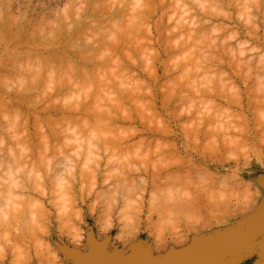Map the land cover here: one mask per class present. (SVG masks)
I'll return each mask as SVG.
<instances>
[{
  "label": "clouds",
  "instance_id": "obj_1",
  "mask_svg": "<svg viewBox=\"0 0 264 264\" xmlns=\"http://www.w3.org/2000/svg\"><path fill=\"white\" fill-rule=\"evenodd\" d=\"M252 161L264 0H0V264L196 227Z\"/></svg>",
  "mask_w": 264,
  "mask_h": 264
},
{
  "label": "rangeland",
  "instance_id": "obj_2",
  "mask_svg": "<svg viewBox=\"0 0 264 264\" xmlns=\"http://www.w3.org/2000/svg\"><path fill=\"white\" fill-rule=\"evenodd\" d=\"M244 178L245 179H247L248 181H250V182H252V181H258V184H260L259 183V180H261L263 177H264V168H262V167H260V165L258 164V163H256L255 161H252L251 162V166H250V168H248V169H246L245 171H244ZM254 185V186H253ZM256 186H257V184H255V183H253L252 184V190H254L255 191V189H256ZM255 188V189H254ZM255 194H256V192H254V197H255ZM257 195V194H256ZM257 196H256V199L254 198L253 200H251L252 201V203L254 202V201H256L257 200ZM251 203V202H250ZM244 206H246V208L244 207ZM244 206L242 207V206H236V207H233L232 209H230L229 211H227V212H218V211H216V212H214L213 210H211V209H209V211H207V213H206V220H204V222L203 223H201V224H199L198 226H196V227H193V228H189V229H185L184 231H178V232H176V233H174V234H172V235H170V236H168V237H166V238H164V239H156V238H154L153 236H152V233L148 230V229H143V230H141L140 232H139V235H136V234H133L131 237H129V240H127V241H124V242H118L116 239H112V240H110L109 242L110 243H108V248H106V244H107V242H108V239H110V237H108V238H106L103 242L105 243H102V242H100V241H97V240H95L94 238H93V235H92V231H95V225H94V222H93V220L90 218V217H88L87 218V220H88V228H89V234H88V243H89V245H90V248L91 249H89V247H88V245L85 243V244H81V246H80V251L82 252V253H85V251H86V256L88 255V256H94V257H98V256H102V255H108V256H112V258L115 260V261H117V260H120V259H122V257H128L129 255L131 256V254H132V256H131V258H129V259H132V260H136V259H140V260H143V259H154V257L155 258H161V257H163V256H165V254L168 256L169 254V256L170 257H174L175 255H176V258H177V256L178 255H183L184 253H186L188 250H189V248H191V246L194 248V246H196V245H198V244H200L202 241H204V240H206V239H210V238H212V236L214 237V236H222V235H224L225 234V231H227L226 230V228L228 227H236L237 226V224L239 223V222H242V221H240V219L242 218L241 216H242V214H243V212H242V214H239V210H243V211H246L248 208H247V204H244ZM248 206H250V204H248ZM243 208H245V209H243ZM241 210V211H242ZM235 211V212H234ZM239 211V212H238ZM232 212V213H231ZM238 212V213H237ZM217 214V215H211V214ZM227 213V214H226ZM230 213H231V215H230ZM236 214V216L234 215V214ZM241 213V212H240ZM223 214H226L225 216L223 215ZM219 215H221L222 217V219L221 218H219L220 216ZM230 215V216H229ZM234 215V216H233ZM239 215V216H238ZM211 216V217H210ZM215 217H217V219H215ZM224 217H226V219H228V221L224 218ZM230 217H231V219H230ZM235 218L234 220H233V218ZM239 217V218H238ZM219 218V219H218ZM215 219V220H214ZM224 219V220H223ZM219 220V221H218ZM209 221H212V223L211 222H209ZM217 221V222H216ZM236 221H238V222H236ZM209 222V223H208ZM225 222H227L226 224H225ZM208 223V224H207ZM212 225H211V224ZM237 223V224H236ZM205 224V225H204ZM230 224V225H229ZM211 225V226H210ZM214 226H216V227H214ZM220 226V227H219ZM212 227V228H211ZM224 227V228H223ZM207 229V230H206ZM214 232H212L211 230ZM219 230V231H218ZM209 231V232H208ZM223 231V232H222ZM188 232V233H187ZM190 232V233H189ZM208 232V233H207ZM207 233V234H206ZM75 234V233H74ZM115 234V230H113V232L111 233V235H114ZM204 234V235H203ZM210 234V235H209ZM187 235V236H186ZM207 235V236H206ZM198 236H199V238H198ZM261 236V233L259 232V234H257L256 235V237H260ZM194 237V238H193ZM197 237V238H196ZM96 238L97 239H99L100 238V234L99 233H97L96 234ZM92 239V240H91ZM196 239V240H195ZM204 239V240H203ZM52 240L53 241H55L56 240V236H55V234L53 235V237H52ZM161 240V241H160ZM190 240H191V242H190ZM201 240V241H200ZM130 241H134V242H132V243H130L129 245H128V243L130 242ZM173 241H174V243H173ZM193 241H195V242H193ZM200 241V242H199ZM92 242H94V243H92ZM136 242V243H135ZM176 242H178L179 243V245H177L176 246ZM227 242H229V241H227ZM227 242H225L224 244H223V247L222 248H224V247H226V246H229L230 244H232V243H234L235 242V240H232V241H230L228 244H227ZM100 243V244H99ZM147 243H149V244H147ZM151 243V244H150ZM154 243V244H153ZM168 243V244H167ZM253 243V241H250L247 245H251ZM93 244H95V245H93ZM135 244V245H134ZM160 244V245H159ZM163 246H162V245ZM172 244V245H171ZM182 244V245H181ZM183 244H185V246L183 245ZM226 244V245H225ZM99 245V246H98ZM128 245V246H127ZM142 245V246H141ZM148 245V246H147ZM152 245H153V247H152ZM96 246H98V249H99V251H98V249H97V247ZM171 246V247H170ZM180 246V248H178ZM187 246V247H186ZM190 246V247H189ZM114 247H117L116 248V250L114 251ZM156 247V248H155ZM176 247V248H175ZM252 247V246H251ZM250 247V248H251ZM94 248V249H93ZM153 248V249H152ZM172 248V249H171ZM178 248V249H177ZM221 248V249H222ZM96 249V250H95ZM110 249L112 250V251H110ZM136 249H137V251H136ZM156 249V250H155ZM165 249H167V250H165ZM182 249V250H181ZM183 249H185V250H183ZM220 249V250H221ZM64 251H66V252H69V251H71V252H73V250H71V249H69V248H64L63 249ZM90 250H92V251H90ZM93 250H94V252H93ZM110 252H109V251ZM132 250V251H131ZM133 250H134V252H133ZM89 251V252H88ZM114 251V252H113ZM121 251V252H120ZM157 251V252H156ZM175 251H176V253H175ZM219 251V250H218ZM100 252V253H99ZM102 252V253H101ZM108 252V253H107ZM111 252H113L112 254H111ZM118 252V253H117ZM155 252H156V254H155ZM215 252H217V251H215ZM215 252H212V253H209L208 254V256L209 255H212V254H214ZM90 253H92V254H90ZM97 253L99 254V255H97ZM110 253V254H109ZM128 253V254H127ZM146 253H148V254H146ZM77 254H79V253H77ZM102 254V255H101ZM121 254V255H120ZM173 254V255H172ZM115 255H116V257H115ZM135 255H138V256H135ZM149 255V256H148ZM85 256V255H84ZM121 256V257H120ZM207 256V255H206ZM206 256H204V257H206ZM166 257V256H165ZM204 257H202V258H204ZM246 257H247V255H246ZM246 257L244 258V259H242L241 260V262H239V263H236V264H247L249 261L248 260H246ZM136 258V259H135ZM202 258H199V259H202ZM183 260H184V258H182V259H180V262L179 263H177V264H183ZM198 260V259H197ZM224 260V259H223ZM222 260V261H223ZM194 261H196V260H194ZM193 261V262H194ZM245 261V262H244ZM64 264H72V262H71V260L70 259H68V260H65L64 261ZM186 264H189V263H186ZM231 264H235V263H231Z\"/></svg>",
  "mask_w": 264,
  "mask_h": 264
},
{
  "label": "bare ground",
  "instance_id": "obj_3",
  "mask_svg": "<svg viewBox=\"0 0 264 264\" xmlns=\"http://www.w3.org/2000/svg\"><path fill=\"white\" fill-rule=\"evenodd\" d=\"M259 186L261 187V188H259V186L257 185L256 186V189H255V191L254 190H252L251 189V191H250V193H249V195H250V197H251V199L250 200H247L246 201V203L245 204H247V210L245 209L246 208V206H244V205H241L242 207L244 206L245 208H243V209H245L246 211H243L242 209V211L241 210H239L238 212H239V214H242V212H243V214H242V218L240 219V221H242V222H239L238 224H237V226L236 227H227L226 228V230L227 231H225V234L224 235H222V236H212V238H210V239H206V240H204V241H202L200 244H198V245H196V246H194V248L191 246V248H189V250L186 252V253H184L183 254V258H184V260H183V264H186V263H192L194 260H197V259H199V258H202V257H204V256H208V254L209 253H212V252H215V251H218V250H220L222 247H223V244L225 243V242H227V241H232V240H235V242H238L237 243V245H234L235 247H231V248H233L235 251L234 252H232L231 254H229L227 257H225L224 258V260L223 261H219V262H217L216 264H231V263H239V262H241V260L242 259H244L245 257H246V255H247V257H246V260H248V261H253V259H256L255 258V252L256 253H258V256H260V254L259 253H261V251H262V249H263V247H262V244H264V177L261 179V180H259ZM254 186V185H253ZM254 192H256V194H255V197H254ZM256 196L258 197L257 198V200L256 201H254L253 203H252V201L251 200H253L254 198L256 199ZM251 202V203H250ZM248 204H250V206H248ZM209 211V210H208ZM214 212H216V211H214ZM219 212V211H218ZM235 212V211H234ZM237 212V213H238ZM217 213V212H216ZM232 213V212H231ZM231 213H230V215H231ZM227 214V213H226ZM226 214H223L224 216L226 215ZM234 214V213H233ZM211 215H217V214H211ZM229 215V216H230ZM235 216H236V214H234ZM233 215V216H234ZM220 217L219 218H221L222 216L221 215H219ZM227 216V215H226ZM239 216V215H238ZM211 217V216H210ZM218 218V219H219ZM225 219H226V217H224ZM233 218V217H232ZM239 218V217H238ZM207 219V218H206ZM205 219V220H206ZM215 219H217V217H215ZM214 219V220H215ZM222 219V218H221ZM229 219V218H228ZM228 219H226L227 221H228ZM230 219H231V217H230ZM235 218H233V220H234ZM224 220V219H223ZM219 221V220H218ZM209 222H211L212 223V221H209ZM208 222V223H209ZM217 222V221H216ZM236 222H238V221H236ZM207 223V224H208ZM210 223V224H211ZM227 222H225V224H226ZM213 224V223H212ZM211 224V225H212ZM205 225V224H204ZM210 225V226H211ZM230 225V224H229ZM214 227H216V226H214ZM220 227V226H219ZM212 228V227H211ZM224 228V227H223ZM207 230V229H206ZM211 230V229H210ZM212 231V230H211ZM219 231V230H218ZM209 232V231H208ZM207 232V233H208ZM213 232V231H212ZM223 232V231H222ZM259 232L261 233V236L260 237H256V235L257 234H259ZM188 233V232H187ZM190 233V232H189ZM206 233V234H207ZM214 233V232H213ZM204 235V234H203ZM210 235V234H209ZM187 236V235H186ZM207 236V235H206ZM194 238V237H193ZM197 238V237H196ZM198 238H199V236H198ZM92 240V239H91ZM107 240V239H106ZM196 240V239H195ZM240 240V241H239ZM161 241V240H160ZM201 241V240H200ZM199 241V242H200ZM250 241H253V243L251 244V245H247ZM190 242H191V240H190ZM193 242H195V241H193ZM229 242H227V244L229 243ZM92 243H94V242H92ZM102 243H104V242H102ZM106 243V242H105ZM104 243V244H105ZM110 243V242H109ZM136 243V242H135ZM173 243H174V241H173ZM177 244H176V246L177 245H179V243L178 242H176ZM260 243H262L261 245H260ZM100 244V243H99ZM147 244H149V243H147ZM151 244V243H150ZM154 244V243H153ZM168 244V243H167ZM93 245H95V244H93ZM135 245V244H134ZM160 245V244H159ZM162 245V244H161ZM172 245V244H171ZM182 245V244H181ZM184 246H185V244H183ZM226 245V244H225ZM90 246V245H89ZM99 246V245H98ZM98 246H96L97 247V249H98ZM142 246V245H141ZM148 246V245H147ZM163 246V245H162ZM252 246V247H251ZM109 247V246H108ZM107 247V248H108ZM152 247H153V245H152ZM171 247V246H170ZM187 247V246H186ZM190 247V246H189ZM251 247V248H250ZM156 248V247H155ZM176 248V247H175ZM178 248H180V246L178 247ZM177 248V249H178ZM91 249V248H90ZM94 249V248H93ZM153 249V248H152ZM172 249V248H171ZM96 250V249H95ZM113 250V249H112ZM111 249H110V251H112ZM156 250V249H155ZM165 250H167V249H165ZM182 250V249H181ZM183 250H185V249H183ZM90 251H92V250H90ZM98 251H99V249H98ZM109 251V250H108ZM109 251V252H110ZM132 251V250H131ZM136 251H137V249H136ZM89 252V251H88ZM93 252H94V250H93ZM114 252V251H113ZM113 252H111V254L113 253ZM121 252V251H120ZM133 252H134V250H133ZM157 252V251H156ZM156 252H155V254H156ZM85 253H86V251H85ZM100 253V252H99ZM102 253V252H101ZM108 253V252H107ZM118 253V252H117ZM175 253H176V251H175ZM90 254H92V253H90ZM110 254V253H109ZM128 254V253H127ZM133 254V253H132ZM132 254H131V256H132ZM146 254H148V253H146ZM97 255H99L98 253H97ZM102 255V254H101ZM121 255V254H120ZM170 255V254H169ZM168 255V256H169ZM173 255V254H172ZM86 256V255H85ZM108 256V255H107ZM130 256V255H129ZM135 256H138V255H135ZM149 256V255H148ZM165 256H167L166 254H165ZM206 256V257H207ZM257 256V257H258ZM110 257H112V256H110ZM115 257H116V255H115ZM121 257V256H120ZM127 257V256H126ZM164 257V256H163ZM175 257V256H174ZM122 258H124V257H122ZM131 258V257H130ZM155 258V257H154ZM261 259L260 260H258L257 261V263L256 264H259L261 261H262V257H260ZM136 259V258H135ZM116 260V259H115ZM138 260V259H137ZM140 260V259H139ZM116 262V261H115ZM245 262V261H244ZM173 264H176V263H173ZM262 264V263H261Z\"/></svg>",
  "mask_w": 264,
  "mask_h": 264
},
{
  "label": "water",
  "instance_id": "obj_4",
  "mask_svg": "<svg viewBox=\"0 0 264 264\" xmlns=\"http://www.w3.org/2000/svg\"><path fill=\"white\" fill-rule=\"evenodd\" d=\"M240 241V240H239ZM238 242H234L230 244L229 246H226L222 248L221 250L215 252L212 255H209L207 257H204L202 259H198L190 264H216L219 261H222L225 257H227L229 254L234 252L235 250L231 248L232 246L235 247L234 245H237ZM72 254L79 255L77 253L71 252ZM131 256L122 258L120 260H115L107 255H102L98 257L94 256H83L81 259V264H173V263H179L180 259L183 258V255H178L176 258L175 257H170V256H164L161 258H154V259H143V260H132L129 259Z\"/></svg>",
  "mask_w": 264,
  "mask_h": 264
},
{
  "label": "crops",
  "instance_id": "obj_5",
  "mask_svg": "<svg viewBox=\"0 0 264 264\" xmlns=\"http://www.w3.org/2000/svg\"><path fill=\"white\" fill-rule=\"evenodd\" d=\"M261 244H262V243H260V245H261ZM262 247H263V249H262L261 253H259L260 256H258V253L255 252V258H256V259H253V261H249L247 264H256L257 261L261 259L260 257H262L263 259H262V261H261L259 264H261V263L264 264V244H262ZM257 256H258V257H257ZM245 264H246V263H245Z\"/></svg>",
  "mask_w": 264,
  "mask_h": 264
}]
</instances>
